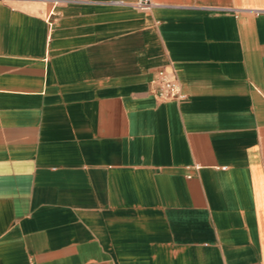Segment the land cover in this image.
Returning a JSON list of instances; mask_svg holds the SVG:
<instances>
[{"label":"crops","instance_id":"0c3cea01","mask_svg":"<svg viewBox=\"0 0 264 264\" xmlns=\"http://www.w3.org/2000/svg\"><path fill=\"white\" fill-rule=\"evenodd\" d=\"M136 1L0 0V264H264V0Z\"/></svg>","mask_w":264,"mask_h":264},{"label":"built area","instance_id":"2783aa9c","mask_svg":"<svg viewBox=\"0 0 264 264\" xmlns=\"http://www.w3.org/2000/svg\"><path fill=\"white\" fill-rule=\"evenodd\" d=\"M135 5L139 9H149L153 5V2L152 0H137ZM153 83L157 85L155 94L160 101L184 98L180 82L165 69L158 70Z\"/></svg>","mask_w":264,"mask_h":264}]
</instances>
